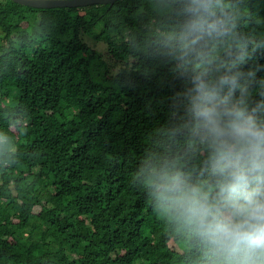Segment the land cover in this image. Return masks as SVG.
Masks as SVG:
<instances>
[{"label":"trees","instance_id":"1","mask_svg":"<svg viewBox=\"0 0 264 264\" xmlns=\"http://www.w3.org/2000/svg\"><path fill=\"white\" fill-rule=\"evenodd\" d=\"M156 23L148 0H0V264H205L136 178L145 156L186 151L169 131L184 84L144 48ZM202 159L184 160L193 179Z\"/></svg>","mask_w":264,"mask_h":264},{"label":"clouds","instance_id":"2","mask_svg":"<svg viewBox=\"0 0 264 264\" xmlns=\"http://www.w3.org/2000/svg\"><path fill=\"white\" fill-rule=\"evenodd\" d=\"M148 58L184 84L172 97L173 143L136 178L205 264H264V23L253 0H148ZM137 50L141 49L137 45ZM147 71V70H146ZM202 156L198 178L184 160Z\"/></svg>","mask_w":264,"mask_h":264},{"label":"water","instance_id":"3","mask_svg":"<svg viewBox=\"0 0 264 264\" xmlns=\"http://www.w3.org/2000/svg\"><path fill=\"white\" fill-rule=\"evenodd\" d=\"M16 3L41 9L80 8L97 4L114 5L119 0H13Z\"/></svg>","mask_w":264,"mask_h":264},{"label":"rangeland","instance_id":"4","mask_svg":"<svg viewBox=\"0 0 264 264\" xmlns=\"http://www.w3.org/2000/svg\"><path fill=\"white\" fill-rule=\"evenodd\" d=\"M86 41L100 54L102 60L106 63V65H108L112 73H117L118 70L124 66L123 61L117 60L112 57L107 43L96 41L88 36H86Z\"/></svg>","mask_w":264,"mask_h":264}]
</instances>
